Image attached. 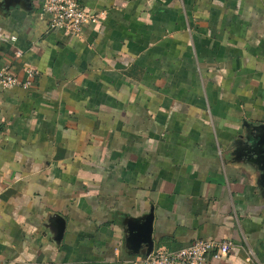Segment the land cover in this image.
<instances>
[{"label":"crops","instance_id":"obj_1","mask_svg":"<svg viewBox=\"0 0 264 264\" xmlns=\"http://www.w3.org/2000/svg\"><path fill=\"white\" fill-rule=\"evenodd\" d=\"M79 1L99 21L70 36L0 0V71L37 72L0 89V264H140L146 216L153 249L264 264V0Z\"/></svg>","mask_w":264,"mask_h":264},{"label":"built area","instance_id":"obj_2","mask_svg":"<svg viewBox=\"0 0 264 264\" xmlns=\"http://www.w3.org/2000/svg\"><path fill=\"white\" fill-rule=\"evenodd\" d=\"M41 12L48 17L51 29H60L70 36H78L82 27L87 23H98L99 17L85 9L79 0H45ZM4 35L0 33V39ZM14 42V37H9ZM17 55H19L17 53ZM26 79L20 81L12 72L10 65H5L0 71V89L12 87L29 88L37 72L26 68ZM234 245L229 240H197L178 250L172 251L159 246L139 260L140 264H208L209 260H222L228 256ZM246 264H259L252 251L249 250Z\"/></svg>","mask_w":264,"mask_h":264},{"label":"water","instance_id":"obj_3","mask_svg":"<svg viewBox=\"0 0 264 264\" xmlns=\"http://www.w3.org/2000/svg\"><path fill=\"white\" fill-rule=\"evenodd\" d=\"M246 141L248 144L251 143L253 146V153L256 156V160H254V162L264 164V132L261 134L253 132L246 138ZM57 222L59 224V228L57 230V237L55 238L56 241L60 239L64 228L62 219H57ZM131 225L132 223L128 225L129 234L127 237L130 249L134 253L139 254L138 250L143 247L145 256H148L153 250L155 244L151 237V216H146L143 219H140L134 228Z\"/></svg>","mask_w":264,"mask_h":264}]
</instances>
